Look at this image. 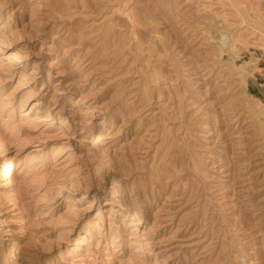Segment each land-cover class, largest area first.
<instances>
[{
    "label": "rangeland",
    "instance_id": "1",
    "mask_svg": "<svg viewBox=\"0 0 264 264\" xmlns=\"http://www.w3.org/2000/svg\"><path fill=\"white\" fill-rule=\"evenodd\" d=\"M0 264H264V0H0Z\"/></svg>",
    "mask_w": 264,
    "mask_h": 264
},
{
    "label": "bare ground",
    "instance_id": "2",
    "mask_svg": "<svg viewBox=\"0 0 264 264\" xmlns=\"http://www.w3.org/2000/svg\"><path fill=\"white\" fill-rule=\"evenodd\" d=\"M5 169V168H4Z\"/></svg>",
    "mask_w": 264,
    "mask_h": 264
}]
</instances>
